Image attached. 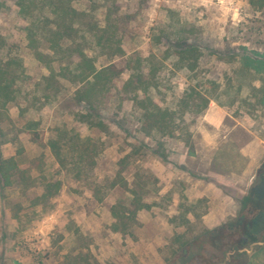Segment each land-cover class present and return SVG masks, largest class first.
<instances>
[{
	"label": "rangeland",
	"instance_id": "1",
	"mask_svg": "<svg viewBox=\"0 0 264 264\" xmlns=\"http://www.w3.org/2000/svg\"><path fill=\"white\" fill-rule=\"evenodd\" d=\"M0 2L7 42L0 57L20 63L12 66L24 71L28 93L9 106L10 116L18 129L26 120L41 123L36 133H20L21 156L15 145L0 144V158L17 157L28 177L17 174L9 188L0 181V264H237L208 233L232 228L231 244L244 238L236 226L264 165V67L248 64L264 62V0L69 2L100 27L114 23L116 12L135 13L125 55L113 60L140 59L147 73L157 68L153 97L174 112L173 137L143 125L130 100L106 106L90 127L83 108L69 100L72 85L60 88L61 98L37 85L49 72L27 47L30 18L18 0ZM187 46L198 52L182 62L179 51ZM108 62L101 57L97 65ZM192 89L195 100L186 106ZM200 94L211 99L203 117L195 114ZM57 129L91 138L96 164L87 166L88 182L96 190L58 162L48 146ZM120 178L128 189L114 184ZM47 183L55 186L44 198ZM133 190L149 208L136 210ZM249 247L243 264H264V249H257L264 244Z\"/></svg>",
	"mask_w": 264,
	"mask_h": 264
},
{
	"label": "trees",
	"instance_id": "2",
	"mask_svg": "<svg viewBox=\"0 0 264 264\" xmlns=\"http://www.w3.org/2000/svg\"><path fill=\"white\" fill-rule=\"evenodd\" d=\"M70 1L18 0L17 2L20 14L24 18H30L28 26L24 29L27 47L33 52L35 59L42 63L49 72V75L43 76L37 85L43 86L44 91L52 92L55 97L61 94L59 98L64 95L60 93V88L67 84L72 85L74 91L69 100L83 108L85 111L83 118L88 120L90 127L95 126L92 122L106 106L112 102L121 105L130 100L141 112L143 125L148 126L154 132L173 137L177 129L173 127L175 125L174 112L169 108L159 106L153 97V92L158 88L157 68L153 67L147 73L140 59H128L123 65L113 60L125 55L123 40L130 34L129 23L135 19V13L116 12L113 15L114 23L100 27L86 23L84 17L87 16V12L77 11L69 6ZM3 6L0 2V14ZM111 16L107 15V19L110 20ZM6 45L7 42L0 31V52ZM197 52L198 49L193 46L181 49L179 51L183 56L181 61L185 60L184 56L195 55ZM101 57L107 58L110 62L99 67L97 62ZM255 63L251 59L248 64L259 71L264 67V62L260 68ZM14 64H16L14 61L4 63L0 57V144L15 145L17 156H21L24 147L20 141V133L24 131L36 133L41 123L34 119L26 120L22 129H18L10 116L9 106L27 99L28 96L22 87L24 71L15 69L12 66ZM16 65L20 66V63ZM126 71H130V75L126 81H123L122 76ZM193 92L194 89L191 94L187 93L182 99V103L184 102L186 106H188V100H195ZM197 97L202 102L200 105L202 110L196 111L195 114L203 117L209 108L211 99L201 94ZM68 135L67 130L57 129L56 136L50 138L48 146L61 166L67 167V164H71L76 178L86 181L91 190H96L94 185L88 182L90 177L87 166L96 164L95 154L89 151L91 138ZM138 150L135 147L133 152L136 153ZM154 152L157 153V150ZM68 157L71 159L69 160ZM26 173L27 170L21 169L17 157L0 158V181L4 187H12L17 174H21L24 179L28 178L25 176ZM114 184L125 189L129 188L127 181L123 178ZM54 186L52 183H47L42 197L52 196ZM132 193L135 196L137 211L149 208L138 191L133 190ZM262 212L264 215V210ZM248 221L251 223L250 234L245 224H237V230L244 238L237 240L236 245L229 241L232 228L222 229L219 233L217 231L208 233L215 246L221 243L227 246L219 247L224 252L225 259H231L237 264L247 263L253 251L249 246L252 243L258 246L264 244V225L256 226L252 220ZM114 229L117 230L116 225ZM257 249L261 251L264 247H257Z\"/></svg>",
	"mask_w": 264,
	"mask_h": 264
},
{
	"label": "flooded vegetation",
	"instance_id": "3",
	"mask_svg": "<svg viewBox=\"0 0 264 264\" xmlns=\"http://www.w3.org/2000/svg\"><path fill=\"white\" fill-rule=\"evenodd\" d=\"M255 181L252 184L250 189V200L245 206L243 216L240 217L239 225H246L249 228V234L251 233V223L248 221L249 219L253 221V224L256 226L264 225V215L261 211L255 217H252L253 210H257L258 208H264V165H262L261 170L254 177ZM253 178V179H254ZM253 207V209H251Z\"/></svg>",
	"mask_w": 264,
	"mask_h": 264
}]
</instances>
